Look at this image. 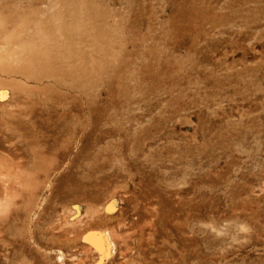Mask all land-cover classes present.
I'll return each mask as SVG.
<instances>
[{
  "label": "rangeland",
  "instance_id": "rangeland-1",
  "mask_svg": "<svg viewBox=\"0 0 264 264\" xmlns=\"http://www.w3.org/2000/svg\"><path fill=\"white\" fill-rule=\"evenodd\" d=\"M2 31L0 264H93L91 232L264 264V0H0Z\"/></svg>",
  "mask_w": 264,
  "mask_h": 264
},
{
  "label": "bare ground",
  "instance_id": "bare-ground-1",
  "mask_svg": "<svg viewBox=\"0 0 264 264\" xmlns=\"http://www.w3.org/2000/svg\"><path fill=\"white\" fill-rule=\"evenodd\" d=\"M7 29H9V28H7ZM3 31L0 34V83H2L1 81L4 80L3 78H5V77L9 78L10 77V75L12 74V70H13V73H14L13 67H16V69L22 67L21 66L22 64L18 68H17V66H14V65H16V64L18 65V64L23 63V62L26 63V61L29 60V59L27 60V56H28L27 54L28 53L26 54V52H25L26 51V47H27V45L25 46V43L27 42L25 39H26L27 35H25L22 32L21 39L19 37V39L21 41L18 39L20 45H18L19 44L18 42L16 43V45L20 46V50L17 49V51H15L12 48L15 45V43L14 42H11V43L9 42L8 43L9 39L6 40L8 32L7 31L3 32ZM19 35H21V34H19ZM13 43H14V45H13ZM11 45H13V46H11ZM16 69H15V71H16ZM19 70H21V69H18V71ZM23 70L25 71L26 69H23ZM21 72L23 73L22 70H21ZM87 241L99 252V258L93 264H103V263H105L104 261L110 256L111 251L114 248L113 244L110 242V240H108V238H105V240H104L103 238H101L99 233L91 232V233L87 234Z\"/></svg>",
  "mask_w": 264,
  "mask_h": 264
}]
</instances>
